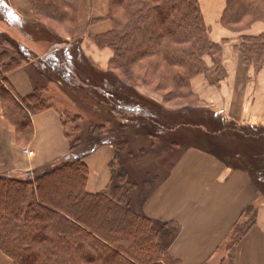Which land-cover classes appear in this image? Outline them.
<instances>
[{"label":"trees","instance_id":"16d2710c","mask_svg":"<svg viewBox=\"0 0 264 264\" xmlns=\"http://www.w3.org/2000/svg\"><path fill=\"white\" fill-rule=\"evenodd\" d=\"M30 1L36 12L61 23L72 20L73 9L81 0ZM107 2L111 29L93 38L101 49L112 51L105 68L91 61L76 43L30 58L15 39L0 33V89L3 83H9L7 74L24 68L27 63L34 71L31 75L37 84L27 97L1 89L3 115L15 127L17 139L29 140L34 114L47 109L59 114V108L54 106L57 96L49 99L43 94V86L52 81L64 96L60 101H66L79 111L70 109L75 117L71 122L86 121L92 134L94 127L110 126V136L102 141L115 149L109 165L110 183L97 193L86 191L89 170L82 156L55 160L27 178L0 175V250L8 254L14 264H181L178 260L173 263L165 252V245L160 247L157 239L159 234L169 236L180 226L174 222L157 223L140 207H131V193L127 188L134 185L120 169L118 151L137 129L147 137L167 133L173 136L171 132H180V127L208 121L214 131L227 127L258 134L262 130L258 127L247 130L224 122L221 114L201 104L186 106L197 97L191 89V78L213 69L206 63L207 56L216 54L218 57L222 53V45L212 42L208 36L198 0ZM257 20L264 21V0H226L223 25L240 31ZM55 41L62 42L60 38ZM235 49L244 64L255 67L263 63L264 32L242 36ZM138 83L161 92L164 100L189 99V103L169 109L162 103L150 102L137 90ZM60 121L70 152L80 149L86 152V136H76L72 128L69 134L62 118ZM72 134L77 139L74 142ZM167 139L173 144L176 142L175 138ZM182 141L179 143L185 147ZM83 142H87L86 147ZM209 144L220 148V153L227 156L226 161L244 162L235 156L238 152L231 147L223 148L213 140ZM252 151L255 154L249 153L246 161L255 167L263 164L264 150L254 148ZM1 160L0 151V163ZM250 174L256 183H264L263 168L252 169ZM258 208L259 202H252L242 209L230 231L233 239L227 246L229 254L222 261L228 258L229 264H235L237 247L255 225ZM173 225L177 229L171 232Z\"/></svg>","mask_w":264,"mask_h":264},{"label":"crops","instance_id":"0c3cea01","mask_svg":"<svg viewBox=\"0 0 264 264\" xmlns=\"http://www.w3.org/2000/svg\"><path fill=\"white\" fill-rule=\"evenodd\" d=\"M198 3L210 40L222 45V62H225L230 79L228 82L212 86L203 74L196 76L191 82L194 94L198 96L200 103L212 106L221 113L224 122L234 123L247 130L257 127L262 130L258 134L240 130L245 134L241 136L240 131L234 132L235 128L224 127L223 130L218 129L224 131L223 134L210 136L195 130L197 133H194V138L208 145H210L209 141L213 140L219 146L229 148L232 142L226 140L228 137L231 140L241 141L243 145H251L253 149L264 150V70L255 77L253 68L242 66L241 56L235 49L241 42L242 36H256L263 33L264 21H253L240 31L231 29L221 21L226 0H198ZM86 4L90 7L89 12ZM80 10L84 12L83 17H87V14L92 17H105L108 13V2L82 0ZM111 26L106 19L94 25H86L85 20L80 31L86 29L89 37H94L109 31ZM88 43L90 49L88 51L86 49L87 56L97 66L105 68L111 55L110 50L98 48L91 40ZM205 60L211 65L208 58ZM18 71L20 74L14 72L11 74L10 82L12 80L14 89L16 85L19 96H24L31 86L26 85L28 76L24 68ZM241 75L243 83L240 79ZM32 126L29 140L19 141L15 127L3 115L0 102L2 153L0 175L27 178L43 171L55 160H70L80 156L77 151L70 152V143L65 135L64 126L54 109L34 114ZM217 149L220 151V148ZM23 150L33 151V154L29 155ZM244 152L247 155L255 154L252 150L249 152L243 147L240 153ZM89 153L82 155L89 170L86 191L97 193L107 188L110 183L109 165L114 159L115 149L113 145L104 144L96 146ZM203 153L205 156L210 155L207 152ZM220 155L215 161L211 158L209 161H202L200 158L201 162L190 161L180 164L179 171L184 175H181L179 184L173 180L168 181L170 177L167 175L163 183L155 186L153 198L139 199V207L145 215L157 223L170 220L180 225L179 237L173 241L170 250L181 264H203L216 253L242 209L252 202H259L256 223L240 241L235 264H264V183H256L253 175L250 174V170L259 169L260 166L255 167L248 163L249 161L246 162L248 160L246 157L242 159L245 163L233 164L226 161L227 156L221 153ZM170 169L165 167L162 170ZM147 194L150 195L151 192L147 191ZM0 264H13V262L0 252Z\"/></svg>","mask_w":264,"mask_h":264},{"label":"rangeland","instance_id":"374dc122","mask_svg":"<svg viewBox=\"0 0 264 264\" xmlns=\"http://www.w3.org/2000/svg\"><path fill=\"white\" fill-rule=\"evenodd\" d=\"M81 2L82 0L80 1V3H78L76 8L73 9L72 20L70 19L69 21L68 19L65 21L62 20L61 23H59L58 21H55L54 19L47 17V15L43 13L36 12L33 8V4H34L33 1H30V0H0V33L6 34L7 37L10 39H15L19 43L20 47L22 49L24 48L23 50L27 51V54L30 58L48 54L49 52L55 49L61 48V47H66V46L70 47V45H73V43L78 44L80 50H82V52L86 55V49L87 51L90 49V43H88L89 40H91L92 43L95 44L98 48L100 47L93 39L95 36L89 37L88 31L86 29H84L83 31H80V27H82V23H84L86 20V25H91V24L94 25L97 22L103 19H106L111 24V21L108 18V13L105 17H92L89 14H87V17L85 16L83 17L84 12L80 10ZM99 4L101 5L100 2ZM86 6L89 12L90 7L87 4ZM54 36H56V38H60L62 42L57 43L55 41L56 38L54 39ZM20 47L18 48V50H20ZM110 52H111V55L109 59L112 56V51L110 50ZM239 54L240 52H238V55ZM206 58H208L209 59L208 61L211 63V65H208V66H213V69L208 70L207 72L196 74L195 76L191 78L190 84L194 77L202 75V74L204 75L208 83L212 86L220 85L222 83H225L226 81L228 82V80L230 79V74L225 67V62H222V61L220 62V59L221 60L223 59V54L220 53L218 57L216 56V54L209 55ZM241 63L243 67L253 68L254 71L252 70L251 71L253 72V75L255 74L254 75L255 77H257L264 70V62L259 63V65H255V67L253 65L249 66L247 63L245 64L243 63L242 56H241ZM252 64L254 63L252 62ZM21 69L23 68L16 69L6 75V78L8 79L9 83L8 82L7 84H5L6 82L3 83L1 87L2 90L4 88L7 91L8 90L14 91L19 96V94L16 92L17 90L16 85L14 89V85L11 84L12 80L10 82V76L13 72L14 74L16 73L20 74V71L18 70H21ZM24 70L26 71V74L28 76V78L26 79L27 81L26 85L29 84L31 86V89H28V93L24 95V97H27L37 87V84L35 80L32 79L31 77V74L34 71L29 66V63L24 64ZM240 79L242 80V75L240 76ZM123 81H125L126 83L129 82V81L127 82L125 79H123ZM242 83H243V80H242ZM39 85H41L40 82H39ZM55 85L56 83H53L52 81L51 83L44 85L43 94L47 96L49 99L55 98L57 96L56 98L57 100L54 101L55 102L54 106L57 109L59 108L58 110H59L60 118H62L65 128L69 132V134L72 128V130L76 132L75 134L76 136H80V135L81 137L86 136L85 141L88 142V149L86 150V152H84L81 149L77 150V154L82 156L85 153L87 155V154H90L89 152L95 149L96 146L104 145L102 140L104 137L110 136L111 133L108 132V129L110 128V126H107L106 128L102 126L100 129L97 127H94L93 128L94 133L92 134L90 130V125L85 124L86 121L71 122V119L75 117H74V114L70 112V109L74 112H79V111L77 108H71L69 104L66 103V101H60V99H63L64 96L61 94L60 91H57L55 89L57 88ZM137 87H138L137 90L141 93V95L143 97L149 98L151 100L150 102L162 103L166 108H169V109H177L185 105L186 103H189L188 102L189 99L188 100L184 99V101L183 99L180 100L178 98L164 100L162 93L159 91H155L153 87H150L148 89L144 85L142 84L140 85V83L137 84ZM1 89H0V94H2ZM191 89H192V86H191ZM199 103H200L199 98L197 96L196 99H193L192 102L190 104H186V106L193 107V106H197V104ZM200 104L204 105L205 107L210 108L214 113L215 112L219 113L212 106H208L203 103H200ZM2 110H3V106H2ZM146 112L148 113L149 111L147 110ZM83 113H85V111ZM92 118H96V117H92ZM185 118H186V115H185ZM200 118H204V117H200ZM214 119L219 121L218 118H214ZM207 123L208 121L204 123L199 122L196 125L186 126L185 127L186 129L183 127H180L181 128L180 132H178V130L172 131L171 133L174 134L173 136L170 134L168 135V133L166 135L162 134V136L158 135L161 138L158 136L147 137V134L141 133L140 129H137V131L133 133V135L129 139L130 141L126 143L125 145H123L122 149L118 151L119 153L118 161H119L120 169L124 171L129 181L134 185V187L132 188H127L128 192L131 193L130 198H129V201H131V207H133L134 209H138L140 205L139 204L140 198H146V197L153 198L155 186L163 183V180L166 178L167 175H169L170 177V180L168 181L173 180L174 182H177L179 184V182L181 181L180 179L181 175H184L179 171L180 164L190 162V161L201 162V159L202 161L204 160L209 161L210 158L213 161H215V158L217 159L219 158V156H221L220 151L217 148H213L210 145H208V143H205V142L200 143L201 141H198L194 138V133H197V132L206 134L207 136L224 133V131H222L224 127H222V130L214 131L212 129V126L208 125ZM75 124L77 125L76 128H75L76 126ZM195 130L197 132H195ZM226 130L227 129H225V132ZM236 131H240V130H236ZM239 135L241 136L245 134L241 133L240 131ZM227 136L229 135L227 134ZM72 137H74L73 134H72ZM170 137L176 139V142H174V144L168 141L167 138H170ZM217 139L221 142L223 141L222 139H219V138ZM72 140L74 142L77 139L74 137V139ZM151 140L153 141V144L150 143ZM180 140H183L182 142H184V144L186 143L185 147L181 146V144L179 143ZM226 140L228 142H232V145H229V146H231L233 150L235 149V151L238 152V154L235 155L237 158L244 159V157L246 158L249 157V154L246 155L240 152H241V148L243 147L247 148L248 151L250 152L253 149L251 148V145L244 144V146L241 147L239 146L240 144L239 140H231L228 137L226 138ZM165 141L167 143H165ZM87 142H83L82 145L86 147ZM190 148H193V149L189 150ZM23 152L28 153L27 150H23ZM203 152H207L210 155L205 156L203 155L204 154ZM82 160H83V157H82ZM163 162H165V164ZM258 165L260 166V168L264 169V163L261 165L260 164ZM165 167H168V168L170 167L171 169L167 171L162 170L163 168L165 169ZM21 177H24V176H21ZM147 191H150L151 194L148 195ZM162 222L171 223L170 220L161 221V223ZM178 226L180 225L178 224ZM170 229L172 232L175 229H177V227L176 226L171 227ZM179 233H180V227L177 229L176 232L170 233L169 236H166L164 234H159L157 238L158 245L160 247H163L162 245H165L164 246L165 252L168 253L169 256L173 259V263L177 262V260L181 263V261L177 257H175L170 250L171 244L173 243L175 239H177V237H179L178 236ZM232 239L233 237L231 233L229 232L227 236L224 238L222 244L220 245L216 253L210 258V260H207L203 264H229V262L231 263L230 259L228 262V258L227 260L225 259L224 261H222V258L226 257L227 254H229L227 250V246L231 243ZM115 251L116 249H114V252ZM0 252L4 253L6 256L8 255L2 250H0ZM9 258L13 260L10 256ZM27 259L30 261H33L34 257L32 258L28 257ZM162 263H164V261Z\"/></svg>","mask_w":264,"mask_h":264},{"label":"built area","instance_id":"2783aa9c","mask_svg":"<svg viewBox=\"0 0 264 264\" xmlns=\"http://www.w3.org/2000/svg\"><path fill=\"white\" fill-rule=\"evenodd\" d=\"M28 153H29V155H32V154H33V152H32V151H28Z\"/></svg>","mask_w":264,"mask_h":264}]
</instances>
